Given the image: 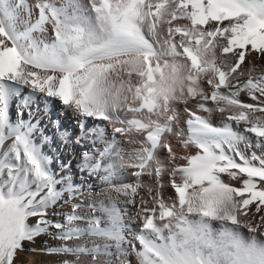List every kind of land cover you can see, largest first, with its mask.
I'll return each mask as SVG.
<instances>
[{"label":"snow or ice","instance_id":"1","mask_svg":"<svg viewBox=\"0 0 264 264\" xmlns=\"http://www.w3.org/2000/svg\"><path fill=\"white\" fill-rule=\"evenodd\" d=\"M36 94L58 99L80 130L109 121L156 146L116 205L123 227L109 202L89 218L95 231L49 235L56 177L34 139H48L32 122ZM177 142L195 153L178 156ZM177 208L264 236V0H0V264L45 234L61 244L42 251L70 254L57 264H202L177 241Z\"/></svg>","mask_w":264,"mask_h":264},{"label":"bare ground","instance_id":"2","mask_svg":"<svg viewBox=\"0 0 264 264\" xmlns=\"http://www.w3.org/2000/svg\"><path fill=\"white\" fill-rule=\"evenodd\" d=\"M28 92L29 90L25 89L22 95H27ZM30 111L35 113L32 122L38 120L43 135L48 138L43 141L39 133L34 136L35 142L48 158V166L56 177L55 191L46 198V203L42 202L48 207L50 222H56V226L50 229L52 232L49 235H81L86 232L82 227L83 224H88L89 229L95 231L91 227L92 221L89 218L102 214L105 205L109 202L112 206L111 210L116 212L115 221L123 227L130 217L120 220L116 205L119 203L121 208L126 207V197L132 195L130 189L138 184L139 173L136 169L146 163L147 159L152 158L156 146L149 147L151 141L142 139L136 132H114V128L121 125L109 121L89 118L83 126L84 130H80L78 116L71 110L65 109L58 99L47 98L43 94L35 95ZM10 116L14 121L17 119L16 100L12 102ZM20 118L28 120L29 112L24 111ZM121 118L127 117L121 114ZM213 119L217 122L220 118L213 117ZM52 121L59 123L53 126ZM173 150L178 156L194 154L196 151L194 147L191 150L183 149L178 142L173 143ZM245 151L252 150L245 149ZM165 156L164 151L158 153L160 159H164ZM179 163L185 161L180 160ZM222 178L226 182L231 179L227 174H222ZM142 180L145 184L156 187L153 178L145 175ZM160 183L163 184L159 189L162 196L167 200L173 198L175 192L170 184V178L165 175ZM86 205H95V208H86ZM75 208H79V211L72 210ZM251 214L258 222L260 214L254 213V209ZM81 216L85 219L81 220ZM114 234L118 240L123 239L119 231ZM50 236L45 234L37 237L34 242L26 241L23 250L16 254L14 264H57L62 256L70 255L60 254L61 249H56L54 253L42 251L45 242L48 246L61 244V241ZM84 240L88 238L85 237ZM11 255L8 253L10 261ZM84 259L88 260L90 256L85 254Z\"/></svg>","mask_w":264,"mask_h":264},{"label":"clouds","instance_id":"3","mask_svg":"<svg viewBox=\"0 0 264 264\" xmlns=\"http://www.w3.org/2000/svg\"><path fill=\"white\" fill-rule=\"evenodd\" d=\"M184 217L177 241L201 253L202 264H264V236L249 232L240 225L222 224L198 213L188 214L187 209H176L173 223ZM244 223V221H241ZM136 264L141 259L136 258Z\"/></svg>","mask_w":264,"mask_h":264}]
</instances>
